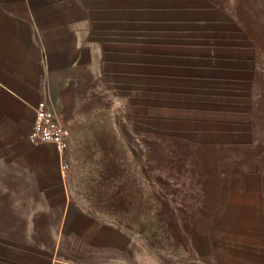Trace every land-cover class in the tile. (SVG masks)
<instances>
[{
  "label": "rangeland",
  "instance_id": "rangeland-1",
  "mask_svg": "<svg viewBox=\"0 0 264 264\" xmlns=\"http://www.w3.org/2000/svg\"><path fill=\"white\" fill-rule=\"evenodd\" d=\"M62 7L57 23L81 30L100 79L77 107L64 187L127 236L77 235L75 208L72 236H55L62 209L37 214L10 192L0 233L7 212L24 236L0 238L67 264H212V236H264V0ZM7 122L0 113V158L14 148Z\"/></svg>",
  "mask_w": 264,
  "mask_h": 264
},
{
  "label": "crops",
  "instance_id": "crops-1",
  "mask_svg": "<svg viewBox=\"0 0 264 264\" xmlns=\"http://www.w3.org/2000/svg\"><path fill=\"white\" fill-rule=\"evenodd\" d=\"M54 3L55 0H0V113L8 117L6 129L12 130L10 142L14 145L11 153L4 152L0 158L2 165L6 162V172L11 170L12 178L9 183L7 172V179L0 184L1 208H8L9 194L16 192L22 209L26 198L39 211L37 214L62 209L55 236H72L74 208L80 209L77 235L127 236L119 222L93 211L89 205L72 204L64 187L66 174L62 173L56 146L34 145L28 139L37 107L45 104L69 131L66 159L71 167V147L78 140L77 107L89 92L97 93L100 80L81 30L65 21L57 23V17L62 20L68 9H55ZM26 176L33 177V181L26 182ZM8 224L6 212L0 236H24L10 234ZM236 237L238 242L233 243L232 236H212V264H264V236ZM0 250L8 253V257L0 255V264H67L3 238ZM9 253L18 259L11 260Z\"/></svg>",
  "mask_w": 264,
  "mask_h": 264
},
{
  "label": "built area",
  "instance_id": "built-area-1",
  "mask_svg": "<svg viewBox=\"0 0 264 264\" xmlns=\"http://www.w3.org/2000/svg\"><path fill=\"white\" fill-rule=\"evenodd\" d=\"M68 129L50 114L45 104H40L36 110V117L33 128L28 135L31 144H52L56 146L62 159V173L65 175L70 164L66 159L70 149Z\"/></svg>",
  "mask_w": 264,
  "mask_h": 264
}]
</instances>
